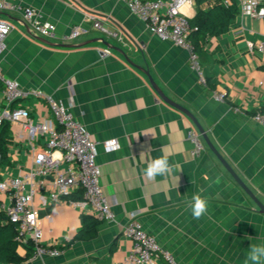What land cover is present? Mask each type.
I'll list each match as a JSON object with an SVG mask.
<instances>
[{
    "label": "crops",
    "instance_id": "crops-1",
    "mask_svg": "<svg viewBox=\"0 0 264 264\" xmlns=\"http://www.w3.org/2000/svg\"><path fill=\"white\" fill-rule=\"evenodd\" d=\"M7 1L40 10L58 34L86 22L88 16L118 33L112 37L91 28L69 43L43 38L74 45L50 46L31 34L19 10L0 11V16L16 24L0 55L4 77L18 80L23 88L54 94L89 128L98 142L103 191L116 214L114 222L98 224L94 237L71 241L84 215L91 213L68 198L52 200L53 175H37L35 183L44 181L34 199L43 242L58 245L62 253L36 259L32 253L19 264H116L133 248L123 234L133 220L172 252L178 264H244L249 247L264 243V213L206 142L203 153L193 154L187 131L198 128L159 96L136 65L149 69L164 93L197 117L220 154L264 203V127L254 119V114L264 111V52L251 50L248 44L264 39V19L246 14L240 0L229 4L207 0L200 5L208 8L210 1H217L235 8L229 29L205 40L208 57L200 65L207 84L203 85L189 52L153 35L124 0ZM197 1L183 9L189 18L197 12ZM93 39L97 41L82 45ZM215 92L224 93V101H217ZM5 105L0 83V110ZM20 105L30 110L35 124L52 119L40 97L31 96ZM110 140H117L119 148L111 150L106 145ZM44 147V137L32 140L21 123H12L8 159L0 162V177L36 169L35 155ZM164 154L182 171L149 181L144 175L147 164ZM67 166L62 163L61 168ZM197 193L210 205L199 220L189 209ZM73 194L82 196L79 190ZM9 203L8 194L0 193V212L5 214L2 205ZM28 247L33 246L19 243L17 253L26 257Z\"/></svg>",
    "mask_w": 264,
    "mask_h": 264
},
{
    "label": "built area",
    "instance_id": "built-area-1",
    "mask_svg": "<svg viewBox=\"0 0 264 264\" xmlns=\"http://www.w3.org/2000/svg\"><path fill=\"white\" fill-rule=\"evenodd\" d=\"M133 14L139 16L148 26L150 32L161 40L171 41L176 46L190 54L191 66L199 74V82L203 85L207 81L203 75L198 55L190 38L192 26L189 17L183 9L192 6L197 0H124ZM243 11L252 18L264 19V0H240ZM229 4V0H225ZM19 10L22 23L30 26L33 36L60 43H69L87 34L90 29L102 32L107 36L118 37V33L104 26V24L88 16L86 22L72 26L69 32L58 34L56 26L44 19L43 13L34 7H22L0 0V11ZM16 28V24L6 17L0 16V55L6 49V38ZM251 50L264 52V39L248 42ZM0 83L6 100L5 107L0 110V127L5 122L21 123L30 139L45 138V147L35 155L37 168L20 176L0 177V193L8 194L9 204H3L9 222L17 228L16 240L21 244H32V258L43 256L58 257L62 250L56 245L43 242V229L39 215L34 205L40 184L35 183L37 175L46 177L53 175L52 200L68 198L78 190H82L80 200H69L73 205L88 211L100 221L114 222L116 214L108 196L101 184V168L98 163V142L91 137L89 128L81 122L61 99L43 90L23 88L14 78L4 77L0 64ZM37 96L45 100L52 119L40 123H33L30 110L20 105V102ZM217 101H224V93L215 92ZM19 102V103H18ZM18 103L19 105H16ZM257 123L264 127V112L254 114ZM187 138L193 143V154L200 155L206 150L202 134L195 128H189ZM106 145L111 150L119 148L117 140H110ZM1 162V155H0ZM67 163L66 169L61 168ZM43 203L46 199L41 196ZM123 234L132 241L133 248L127 256L116 264H159L161 260L166 264H178L176 256L162 248L157 238L147 232L137 220L126 224Z\"/></svg>",
    "mask_w": 264,
    "mask_h": 264
},
{
    "label": "trees",
    "instance_id": "trees-1",
    "mask_svg": "<svg viewBox=\"0 0 264 264\" xmlns=\"http://www.w3.org/2000/svg\"><path fill=\"white\" fill-rule=\"evenodd\" d=\"M199 6L194 17L189 18L192 31L190 38L194 44L195 52L198 55V60L201 63L205 62L208 57V53L204 48V43L207 37L216 36L218 34L226 32L231 24V20L235 14V8L233 6H226L217 1H210L208 8H203L200 5L207 0H198ZM259 112V111H258ZM264 112V111H260ZM11 141V124L5 122L0 127V155L1 160L6 161L8 159V144ZM82 192V190H79ZM82 196H75V194L68 197L69 200H80ZM101 221L91 214H85L83 218V224L75 238L77 239H90L96 235L98 224ZM17 228L9 222L6 214L0 212V262L3 263H16L19 264L26 260L34 251L33 247H28V253L26 257H21L17 253V247L19 242L16 240ZM58 247V245H57Z\"/></svg>",
    "mask_w": 264,
    "mask_h": 264
},
{
    "label": "clouds",
    "instance_id": "clouds-1",
    "mask_svg": "<svg viewBox=\"0 0 264 264\" xmlns=\"http://www.w3.org/2000/svg\"><path fill=\"white\" fill-rule=\"evenodd\" d=\"M182 170L177 169L176 165L170 160L168 154L161 155L151 160L145 170L144 175L149 181L157 177L172 175ZM209 201L199 193L194 194L189 204L192 217L199 220L208 213ZM244 264H264V243L252 244L247 252Z\"/></svg>",
    "mask_w": 264,
    "mask_h": 264
},
{
    "label": "water",
    "instance_id": "water-1",
    "mask_svg": "<svg viewBox=\"0 0 264 264\" xmlns=\"http://www.w3.org/2000/svg\"><path fill=\"white\" fill-rule=\"evenodd\" d=\"M41 41L45 42L46 44L50 45V46H66V47H74L73 44H54L50 41H47L43 38H40ZM100 40L102 42H104V44H106L108 47L111 48H115L118 49L117 47H115L114 45L110 44L109 42L105 41L103 38H100ZM93 41H97V39H93V40H89L85 43H83L82 45H86L88 43H91ZM121 52H123L121 49H119ZM124 53V52H123ZM135 65V64H134ZM140 70H142L149 78V81L151 83V85L153 86V88L156 90V92L159 94V96L167 103H169L170 105L178 108L179 110H181L182 112H184L186 115H188L192 121L194 122V124L196 125V127L198 128L199 132L202 134V137L204 139V141L206 142L207 146L212 150V152H214L216 154V156L218 157V159L220 160V162L224 165V167L226 168V170L233 176V178L236 180V182L241 186V188L250 196V198L256 203V205L258 206L260 212L264 213V203L260 200V198L247 186V184L244 182V180H242V178L236 173V171L232 168V166L225 160V158L220 154V152L218 151V149L215 147V145L212 143L208 132L204 129V127L201 125V123L199 122V120L197 119V117L185 106L175 102L174 100H172L170 97H168L164 91L159 87V85L157 84V82L154 80L153 76L151 75L149 69L147 68H143L142 66H138L136 65Z\"/></svg>",
    "mask_w": 264,
    "mask_h": 264
}]
</instances>
